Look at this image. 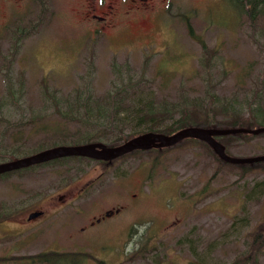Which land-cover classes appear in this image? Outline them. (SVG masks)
<instances>
[{
  "label": "rangeland",
  "instance_id": "1",
  "mask_svg": "<svg viewBox=\"0 0 264 264\" xmlns=\"http://www.w3.org/2000/svg\"><path fill=\"white\" fill-rule=\"evenodd\" d=\"M89 4L0 1V162L114 140L118 128L86 121L85 106L123 86L131 100L142 88V98L169 103L208 91L249 100L262 88L255 101L264 103V17L239 15L235 0H124L103 22ZM224 142L232 157L264 155V133ZM36 166L0 174V264H37L49 251L86 252L84 264H248L250 252L264 264L261 161L221 162L197 140L108 163L69 156ZM34 211L42 215L29 220Z\"/></svg>",
  "mask_w": 264,
  "mask_h": 264
},
{
  "label": "trees",
  "instance_id": "2",
  "mask_svg": "<svg viewBox=\"0 0 264 264\" xmlns=\"http://www.w3.org/2000/svg\"><path fill=\"white\" fill-rule=\"evenodd\" d=\"M235 5L238 9L239 15L242 13L250 21L254 20L256 17H264V0H235ZM206 52L205 45L201 46ZM212 54V53H211ZM165 57L163 61L157 67V72L161 76L170 73V70L165 66ZM174 72V71H173ZM131 86V82H129ZM133 88V87H132ZM9 89V88H8ZM144 89V88H143ZM262 88H255L251 92V98L248 100V95H246L243 100L238 101L235 99H217L218 94L215 92L208 91L205 96L200 99L193 98L192 100L182 99L180 102L171 101L170 103L166 100L157 99L155 96H146L144 98L142 93L144 90L137 92L134 96V100L130 99L131 94L134 92L127 91V87L123 86L122 88H116L108 92L106 100L100 102L94 100L90 105L85 106L86 121H93L94 125H99L102 127L118 128L117 134H115L114 140L105 142L107 146H116L122 144L128 139L142 134L144 132L153 131L163 134H172L179 129L197 126L203 128H257L264 126V103L260 100L255 101L256 98H259L262 93ZM123 92H125L123 94ZM246 92L244 93V95ZM89 95V94H88ZM248 96V97H247ZM96 111L97 116L92 117L88 112ZM124 112V114H122ZM121 113V114H120ZM106 122V123H105ZM128 124H133L138 127L139 130L127 135L123 132L122 127H127ZM121 126V127H119ZM264 133V132H261ZM252 133H234V134H225L215 136L216 140L219 141L224 146V140L227 138H237V137H248L253 136ZM196 138H184L181 141L177 142L174 145L167 147L159 148H149V149H136L132 150L125 155L137 153V152H147V151H162L166 150L172 146L179 145L183 141H197ZM95 141H85L80 144L93 143ZM202 141V140H201ZM208 148L211 147L204 141H202ZM225 148V146H224ZM39 151V150H38ZM35 151L33 153H36ZM41 151V150H40ZM214 153V151L211 149ZM32 154V153H31ZM27 154L25 156L31 155ZM214 155L221 162V160L215 153ZM122 156V155H121ZM119 156V157H121ZM71 157V156H70ZM9 159L13 160L20 157H15L13 155L8 156ZM69 158V156L56 157L47 161L40 163H35L29 165L31 166H42L50 165L56 163V161H64ZM118 158V157H117ZM114 158V159H117ZM98 160L101 163H108L112 160ZM264 163V161H261ZM28 168V166H26ZM35 167V168H36ZM25 168V167H22ZM34 169V168H31ZM25 171H21V168L2 172L0 174L7 175L6 178L10 175L17 174L21 175ZM5 213L0 214V218L3 219ZM264 235V232H263ZM264 237V236H263ZM257 237L255 236L254 240L256 241ZM254 243V242H253ZM155 250L154 248H152ZM253 252V245L252 250ZM248 254L245 255L244 260H250L248 264H253L255 257ZM248 255H250L248 257ZM89 254L86 252L72 251V252H61V251H49L41 252L34 256V261L37 264H84L88 258ZM99 264H104L102 260H98ZM158 258H154L149 261L148 264H157ZM233 264H238L233 263Z\"/></svg>",
  "mask_w": 264,
  "mask_h": 264
},
{
  "label": "water",
  "instance_id": "3",
  "mask_svg": "<svg viewBox=\"0 0 264 264\" xmlns=\"http://www.w3.org/2000/svg\"><path fill=\"white\" fill-rule=\"evenodd\" d=\"M264 132V126L257 128H203L189 126L172 134H163L153 131L144 132L134 136L122 144L116 146H107L102 142H93L78 145H59L43 149L28 156L20 157L13 160L0 162V173L40 163L56 157L63 156H86L99 160H111L124 155L136 149H149L167 147L176 144L184 138H196L206 142L214 153L223 161L232 164H247L264 161V155L253 157H232L225 152L224 146L216 140L215 136L234 134V133H252L258 134ZM41 212H32L28 219H33L40 215Z\"/></svg>",
  "mask_w": 264,
  "mask_h": 264
},
{
  "label": "flooded vegetation",
  "instance_id": "4",
  "mask_svg": "<svg viewBox=\"0 0 264 264\" xmlns=\"http://www.w3.org/2000/svg\"><path fill=\"white\" fill-rule=\"evenodd\" d=\"M0 1H9V0H0ZM89 1H90V4H89L88 8H90V10H89L90 17L93 20H97L98 22L106 21L109 15L112 16L115 13L114 9L116 8V4H118L122 1L124 2V0H89ZM128 1H130L132 3L147 2V0H128ZM80 157L81 158H89V159H93V160H99V159H94V158H90V157H86V156H80ZM69 171L70 170L68 169L67 172H69ZM118 211H119L118 208L113 210V211L107 210L104 213V216L95 218V220L91 221V224L99 222L101 219L109 217L112 214L117 213ZM34 212H36V211H34ZM38 212H41V211H38ZM40 215H42V212L40 213ZM40 215H38V216H40Z\"/></svg>",
  "mask_w": 264,
  "mask_h": 264
}]
</instances>
